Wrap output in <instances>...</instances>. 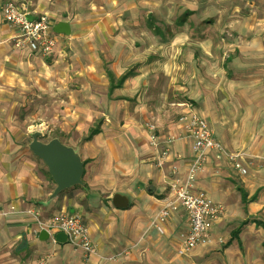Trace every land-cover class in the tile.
<instances>
[{
  "label": "crops",
  "instance_id": "0c3cea01",
  "mask_svg": "<svg viewBox=\"0 0 264 264\" xmlns=\"http://www.w3.org/2000/svg\"><path fill=\"white\" fill-rule=\"evenodd\" d=\"M6 1L0 0V70L9 77L13 71L5 64L15 61L26 80L41 70L43 60L5 21ZM14 1L30 12L50 13V32L57 41L50 54L71 48L72 70H50L52 78L63 79L66 98L63 116L53 119L60 132L49 140L72 147L84 169L80 183L56 192L48 165L31 149L33 135L29 140L27 132L9 129L27 88L16 91L4 84L0 264H38L49 250L54 251L49 264H264V227L257 223L264 221V38L246 42L240 58L228 55L223 66L228 78L221 86L213 54L206 50L197 66L200 54L186 51L193 40L189 17L194 11L180 9L178 0ZM71 12L76 21L65 17ZM59 22H66L69 32L56 31ZM230 62L241 63V78L232 76ZM193 110L208 119L215 137L238 154L247 173L227 155L208 154L196 185L224 212L213 224L210 241L182 258L175 250L189 222L171 184L186 178L194 140L171 114ZM151 118L159 146L148 142L143 123ZM170 136V152L162 154ZM117 193L127 198L126 206L115 204ZM163 208L168 214L160 230L153 220ZM28 211H40L44 218L62 211L81 215L96 251L87 255L71 242L40 239ZM221 235L227 240L218 251Z\"/></svg>",
  "mask_w": 264,
  "mask_h": 264
},
{
  "label": "rangeland",
  "instance_id": "374dc122",
  "mask_svg": "<svg viewBox=\"0 0 264 264\" xmlns=\"http://www.w3.org/2000/svg\"><path fill=\"white\" fill-rule=\"evenodd\" d=\"M178 1L179 2L176 1V4L180 3V9H182L184 5L186 9L194 11L189 17V21L194 26V28L190 29L189 33L193 40L186 43V51L194 50L200 54V58L196 61L197 66L201 63V59H203L202 56L206 50L211 52L217 62L216 71L221 73V75H218L217 77L222 79L220 82V85L222 86L223 81L228 78V73L223 69L228 55L233 54L240 58L245 55L243 53V46L246 42L259 36L264 38V0ZM32 7L36 9L35 5H32ZM45 12L46 14L48 13L47 11ZM65 17L69 18L71 21L77 20L76 12L66 14ZM247 28L251 29L248 30ZM19 47L22 48V46ZM250 47L252 46L250 45ZM262 47L264 46L261 45V48ZM54 52L52 54H41L40 57L43 60V65L40 68L41 70L35 72L37 78L30 74L28 79L23 80V75L20 76L21 72L17 71L20 67L15 61H7L5 64L6 68L13 71L9 77L0 70L1 96H3V90L5 89L4 84L9 83L12 86L11 88L16 91L22 90V86L27 88L25 89L26 94L24 95L23 100L20 101V107L15 117V121L9 129L15 134L18 132H27L29 140L35 132H39L40 139L45 141H49L51 137L60 132L59 125H55L53 119L54 116L58 118L63 116V102L66 96L62 85L65 83L60 76L52 78L50 70L52 68H68L67 70L71 71L73 66L71 65V48L69 46L62 48L60 51H56V53ZM228 64L231 68L232 76H237L239 78L243 76V67L241 66V63L240 66H234L233 62ZM69 88L74 89L76 86L74 84H69ZM185 114H187V112L173 111L171 115L175 116V119L183 124L184 122L181 118ZM154 120L151 118L143 123L148 131L149 144L151 132L154 131L157 133V124ZM150 126L153 127L151 128ZM72 131H74V128ZM37 212L41 218H44L40 211ZM37 212L35 211V213ZM28 213L35 215L32 211H28ZM4 215L10 214L5 212ZM185 232L186 230L181 233V238L184 236ZM210 235L211 234H209L208 238L203 243L186 253H181L178 247V249L175 250V256H180L182 258L190 257L197 249L206 245L210 241ZM226 240L227 238L223 235L218 237V251H221L224 248ZM50 252H52L54 256L53 250L46 251L39 257L38 264H43L41 262L42 259ZM123 252L128 253L125 251ZM86 254L90 255L89 253ZM120 254L121 253H117L115 257H118ZM49 261H47L46 264H49Z\"/></svg>",
  "mask_w": 264,
  "mask_h": 264
},
{
  "label": "built area",
  "instance_id": "2783aa9c",
  "mask_svg": "<svg viewBox=\"0 0 264 264\" xmlns=\"http://www.w3.org/2000/svg\"><path fill=\"white\" fill-rule=\"evenodd\" d=\"M33 15V19L29 18ZM3 16L5 21L19 32L22 42L31 50L40 54H50L56 46V38L50 32V18L46 13H36L26 10L14 0H7L4 5ZM182 121L193 137V156L189 165L187 176L184 180H175L171 184L175 200L185 210L189 227L182 237L179 251L186 253L201 243L209 236L214 222L220 218L224 212V206L213 200L207 190L196 185L198 173L204 169L208 154L214 152L217 157L227 155L233 160L234 166L241 173H247V169L238 159V154L231 153L215 137L213 128L208 119L197 111L187 112L182 116ZM151 128L153 126H150ZM174 141L173 136L166 139V144L161 147L162 154L170 152V145ZM150 144L159 146L157 134L152 131L150 134ZM35 213V212H34ZM168 209L163 208L156 216L157 227L162 230L161 222L165 220ZM37 223V233L46 230L48 239L52 243H58L56 234L64 232L67 234L68 242L81 246L86 253H94L96 245L91 237L89 227L81 215L69 211H62L49 217L41 218L39 213H35ZM143 221H150L143 218ZM53 256L52 252L46 254L42 263Z\"/></svg>",
  "mask_w": 264,
  "mask_h": 264
},
{
  "label": "water",
  "instance_id": "95a60500",
  "mask_svg": "<svg viewBox=\"0 0 264 264\" xmlns=\"http://www.w3.org/2000/svg\"><path fill=\"white\" fill-rule=\"evenodd\" d=\"M29 18L33 19V15L29 14ZM55 30L69 32V25L66 22H59ZM39 134V132L33 133L31 149L48 165L57 183L56 192L80 183L84 167L83 162L76 157L73 148L58 138L44 142L38 138ZM113 201L119 206L127 205V198L118 193L114 195ZM48 236L46 230H41L40 239L47 240ZM56 239L59 243L68 242L67 234L64 232L57 233Z\"/></svg>",
  "mask_w": 264,
  "mask_h": 264
},
{
  "label": "trees",
  "instance_id": "16d2710c",
  "mask_svg": "<svg viewBox=\"0 0 264 264\" xmlns=\"http://www.w3.org/2000/svg\"><path fill=\"white\" fill-rule=\"evenodd\" d=\"M188 15V12L185 14L184 17H182L179 21H185L186 20V16ZM156 31H159V30H156ZM97 131V129L93 130V133H95ZM257 223L261 226L264 227V221L262 220H257Z\"/></svg>",
  "mask_w": 264,
  "mask_h": 264
}]
</instances>
